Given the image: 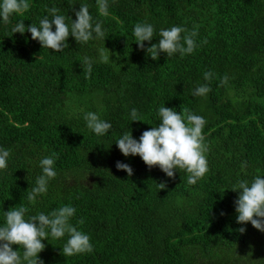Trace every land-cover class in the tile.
Instances as JSON below:
<instances>
[{
  "label": "trees",
  "instance_id": "1",
  "mask_svg": "<svg viewBox=\"0 0 264 264\" xmlns=\"http://www.w3.org/2000/svg\"><path fill=\"white\" fill-rule=\"evenodd\" d=\"M28 3L22 16L0 24V147L10 153L0 170V223L11 207H26L27 217L73 206L70 223L89 235L93 251L65 257L67 237L45 239L43 264H264V232L237 222L239 190L230 188L264 175V0H108L107 17L97 0ZM80 4L101 23L105 39L78 44L69 36L58 53L42 49L30 32L11 35L20 19L38 24L46 6L70 23ZM137 22L151 23L154 33L195 27L197 48L183 58L161 53L153 60L133 41ZM158 40L145 41V49ZM99 47L114 62L99 63ZM85 57L93 60L87 79ZM209 71L214 76L205 81ZM202 84L211 91L193 96ZM162 105L206 121L209 170L194 185L186 172L169 178L139 155L124 156L115 143L125 132L139 139L155 127ZM132 108L144 121L129 120ZM87 111L112 124L107 135L86 127ZM53 154L56 177L46 195L29 201L39 159ZM117 161L133 174L118 170Z\"/></svg>",
  "mask_w": 264,
  "mask_h": 264
},
{
  "label": "clouds",
  "instance_id": "2",
  "mask_svg": "<svg viewBox=\"0 0 264 264\" xmlns=\"http://www.w3.org/2000/svg\"><path fill=\"white\" fill-rule=\"evenodd\" d=\"M28 0H0V24L10 23L13 15L22 16L29 9ZM47 14L38 21L25 25L24 20H18L11 27V35L15 33H31V39L37 40L42 49H51L53 52H62L68 47V37H73L78 44H87L90 40L105 39V32L100 22H93L88 5L80 4L75 11L76 19L71 18L70 23L66 17L59 14L56 7L47 8ZM108 0H97V10L100 16H109ZM55 26V30H53ZM8 35V36H11ZM154 35L159 37L157 43L145 49L144 42H151ZM198 30L193 27L189 30L181 25H173L170 28H161L154 33V26L148 22H137L132 29L133 41L141 49H144L153 60L159 59L161 53L168 58L178 56L183 58L192 54L197 48L196 37ZM99 63H109V52L106 47L96 49ZM40 59V57H39ZM85 79L92 72L93 60L85 57L82 61ZM214 76L212 72L203 74L205 81H210ZM225 76L221 83L227 84ZM211 89L208 84H202L192 91L193 96H204ZM182 117L180 112L173 108L160 106L156 115L159 123L150 130H145L139 139L133 137L131 131L123 133L115 143L124 156L139 155L145 164L151 168L158 166L169 178H174L175 173L184 171L187 175V183L194 185L208 172V151L202 130L206 124L205 119L197 114L188 112ZM86 127L96 136H105L112 128V124L102 119L97 112L87 111L83 113ZM130 121H144L140 118L136 108H132L128 114ZM9 151L0 147V170L8 167ZM40 174L36 176L27 199L35 201L38 197L46 195L49 182L57 173L55 170V154L39 159ZM244 167V165H242ZM118 170H124L129 176L133 169L127 163L116 162ZM160 189L166 187L165 183H159ZM239 190L238 198L234 201L237 212V222H250L256 229L264 232V175H256L251 180H238L236 185L230 187ZM28 209L24 206L11 207L3 211V222L0 223V264H43L39 257L45 248V239L61 240L67 237L61 247L62 254L70 257L82 253H91L93 246L88 234L77 230L70 223L76 209L71 205H64L53 209L48 213L38 212L26 217ZM82 223V221H81ZM240 232L245 229L241 227ZM13 245H18L22 253L14 250Z\"/></svg>",
  "mask_w": 264,
  "mask_h": 264
}]
</instances>
